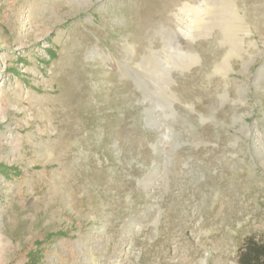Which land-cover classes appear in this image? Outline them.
I'll list each match as a JSON object with an SVG mask.
<instances>
[{
    "label": "rangeland",
    "instance_id": "obj_1",
    "mask_svg": "<svg viewBox=\"0 0 264 264\" xmlns=\"http://www.w3.org/2000/svg\"><path fill=\"white\" fill-rule=\"evenodd\" d=\"M249 241L264 0H0V264H241Z\"/></svg>",
    "mask_w": 264,
    "mask_h": 264
},
{
    "label": "bare ground",
    "instance_id": "obj_2",
    "mask_svg": "<svg viewBox=\"0 0 264 264\" xmlns=\"http://www.w3.org/2000/svg\"><path fill=\"white\" fill-rule=\"evenodd\" d=\"M194 2H198V1H194ZM222 5H224V3ZM185 6L191 14L192 22L195 23L194 25H188L187 26L186 35L191 34L192 36L193 35L195 36V34H196L195 32H197V33L202 32L203 33L205 28H208L212 23L211 20L213 19V17L211 15H209V13L212 12V9L214 8V6H212L210 1L205 2V8H203V5H201V3H198V5H196V6H193L192 4L187 3ZM214 11H215V8H214ZM238 20H240V22H237L236 24H230L229 23V28H230L229 30H230L231 34L228 33L224 37L225 42L230 46L236 45V40L242 41L251 33L249 25L246 23V19L244 18V16L239 14ZM232 32L234 33V35L232 34ZM253 44L256 45V43H254V42H253ZM235 51H236V49L234 50L231 48L230 53L235 52ZM154 54H155V50H151L149 52V54L145 56L144 60H142L139 63V65H142V64L147 65L149 62L152 61ZM196 58L200 59L199 55H197L195 53H194L193 57H188V59H190V60H194ZM217 70H223V67H217ZM123 71L128 72V70L125 68ZM157 87L161 88V86L159 84L157 85ZM147 113H148L147 119L148 120L152 119L149 115V112H146V114ZM239 118H240V120L242 119L241 116H239Z\"/></svg>",
    "mask_w": 264,
    "mask_h": 264
},
{
    "label": "trees",
    "instance_id": "obj_3",
    "mask_svg": "<svg viewBox=\"0 0 264 264\" xmlns=\"http://www.w3.org/2000/svg\"><path fill=\"white\" fill-rule=\"evenodd\" d=\"M239 261L241 264H264V242L249 241Z\"/></svg>",
    "mask_w": 264,
    "mask_h": 264
},
{
    "label": "water",
    "instance_id": "obj_4",
    "mask_svg": "<svg viewBox=\"0 0 264 264\" xmlns=\"http://www.w3.org/2000/svg\"><path fill=\"white\" fill-rule=\"evenodd\" d=\"M151 145H152L153 147H155V146H156V145H155V143H152Z\"/></svg>",
    "mask_w": 264,
    "mask_h": 264
}]
</instances>
